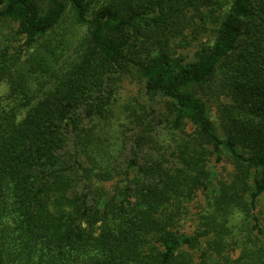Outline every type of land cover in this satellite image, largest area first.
Here are the masks:
<instances>
[{
  "label": "trees",
  "instance_id": "obj_1",
  "mask_svg": "<svg viewBox=\"0 0 264 264\" xmlns=\"http://www.w3.org/2000/svg\"><path fill=\"white\" fill-rule=\"evenodd\" d=\"M95 1L0 0V21L16 24L29 47L66 13L86 31L32 97L31 78H15L20 57L0 55V85L21 94L0 110V264H264L255 214L264 195V0H109L91 15ZM216 15L213 44L192 61L177 54L174 41ZM124 78L163 100L175 166L161 147L143 151L151 123L128 170L113 164L98 129ZM225 154L234 174L213 188L209 163ZM116 175L127 180L110 194ZM201 190L216 194L193 231L181 213ZM240 214L248 228L236 234ZM237 240L235 262L226 253Z\"/></svg>",
  "mask_w": 264,
  "mask_h": 264
},
{
  "label": "rangeland",
  "instance_id": "obj_2",
  "mask_svg": "<svg viewBox=\"0 0 264 264\" xmlns=\"http://www.w3.org/2000/svg\"><path fill=\"white\" fill-rule=\"evenodd\" d=\"M108 1L96 0L89 7V14L92 15L101 9ZM218 22L219 16L217 15L209 20L207 19L205 24L197 20L196 23L200 25L190 28L183 37L174 41L177 54L186 56L189 61L194 60L196 53L202 46L213 44ZM17 30L18 26L16 24L5 20L0 21V55L3 52H8L11 56L20 57L14 59H18L17 61L13 60L15 78L18 81L26 77L31 78L29 79L30 87H33L34 91L27 92L30 97L36 94L41 87L51 83L52 77L69 60L75 46L78 45L86 32L85 29L78 27L73 22L70 13H66L56 29L31 47L26 45V40L16 35ZM20 95H13L12 87L7 81L2 83L0 85V110L15 105L17 97H20ZM114 97L115 112L101 122L98 130L108 140V147L114 156L113 164L118 166V171L126 172L128 170V161L134 158L133 149L136 148V136L138 134L143 135L146 126H149L150 123L156 128L151 132H146L145 135L147 137L151 136L154 142L146 141L143 151L158 155L161 147L171 161L170 166H175V160L170 157L176 144L175 132L169 130L166 123L162 122L161 124V120H164L162 114L165 112L163 100L150 102L145 95L144 83L137 78H124L116 86ZM224 102L228 101L225 100ZM144 124L146 125L143 126ZM193 130V126H186L187 132L190 133ZM209 170L212 173L213 188L218 186L221 181L230 179L234 174V166L227 154L219 164L215 160L211 161ZM131 174L133 176L132 172ZM126 180L125 175H116L111 182L106 184L107 191L113 194L116 189L125 184ZM215 194L212 190H201L192 201L186 202L182 208V222L186 220L192 222L194 224L193 231L198 228L203 215L209 210L208 202L214 198ZM255 214L260 218L261 224L264 225V195L261 197ZM245 220V216L240 214L232 221L236 234H240L243 229L248 228V223ZM252 224L254 225L255 221H252ZM242 241L237 240L233 250L226 253V256L235 262L242 255V248H244ZM249 245L251 246V244ZM222 264L226 263L223 261ZM235 264H239V262Z\"/></svg>",
  "mask_w": 264,
  "mask_h": 264
}]
</instances>
